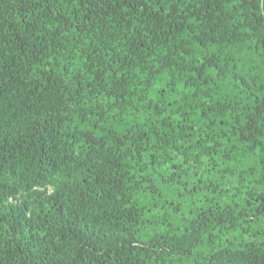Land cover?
Masks as SVG:
<instances>
[{
	"label": "trees",
	"instance_id": "trees-1",
	"mask_svg": "<svg viewBox=\"0 0 264 264\" xmlns=\"http://www.w3.org/2000/svg\"><path fill=\"white\" fill-rule=\"evenodd\" d=\"M0 264H264V0H0Z\"/></svg>",
	"mask_w": 264,
	"mask_h": 264
}]
</instances>
